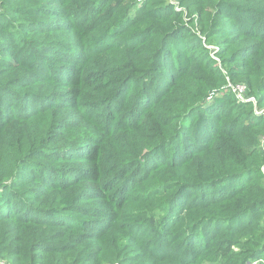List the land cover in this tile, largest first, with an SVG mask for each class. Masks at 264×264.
Here are the masks:
<instances>
[{"label": "trees", "instance_id": "16d2710c", "mask_svg": "<svg viewBox=\"0 0 264 264\" xmlns=\"http://www.w3.org/2000/svg\"><path fill=\"white\" fill-rule=\"evenodd\" d=\"M41 1L77 40L51 45L71 46L53 66L24 30L10 57L0 51V257L194 264L200 246L239 236L229 264L264 255V0H214L212 13L189 0H145L136 13L137 0ZM213 32L240 46L226 57L232 45L218 44L220 65L202 45ZM13 69L23 92L7 84ZM238 81L243 101L227 85Z\"/></svg>", "mask_w": 264, "mask_h": 264}, {"label": "rangeland", "instance_id": "374dc122", "mask_svg": "<svg viewBox=\"0 0 264 264\" xmlns=\"http://www.w3.org/2000/svg\"><path fill=\"white\" fill-rule=\"evenodd\" d=\"M143 1L145 0H137L135 2V6L133 9V13H136L138 9L142 6ZM175 0H167V2L174 3ZM195 1V2H194ZM214 0H189L188 3H190L191 8L196 9L198 8H205V11H210L211 13L214 11L212 8H210V3ZM137 3V4H136ZM61 15H68L67 13H58ZM53 11L50 8V5L48 2H44L41 0H5L3 2H0V32L2 30V27L7 28L8 26L12 29V35L18 33V31H25V35L27 36V39L29 41L30 46H36L39 49L45 46L49 47V50L51 54H46L42 56L43 59H47L46 57H54L53 61H49V63L53 66V64H62L63 62L60 59V55H58V51H62L65 49V47H71V46H56L57 51L51 48V45L53 43H67V42H73L76 41L77 38L75 36V33L66 30V29H57L56 27H52V18ZM57 22V20H56ZM222 25L229 24L227 22H220ZM215 33L210 39H204L202 41V45L206 46L207 49L210 52V55H212L216 60H218V65H220V61L216 56V53L220 51V44H226V45H232L231 48L225 53L226 57H229L231 54L235 53L237 51V48H239V44H233V43H223L222 41H229L231 40V35L220 33V32H213ZM198 35H201L198 33ZM22 34L19 32V34H16L13 38V40L8 41L4 35H0V51L3 53V55H6L10 57V54L13 52L11 50H18V45H13L14 41L19 42V39L21 38ZM46 42V44H43ZM219 44V45H218ZM264 48V45H260L257 47V53L262 51ZM53 49V50H52ZM254 56V55H253ZM15 58V56H12V59ZM259 59L261 65L264 67V56L259 54ZM3 60V59H0ZM56 61V63L54 62ZM228 68H231L232 66H227ZM222 69H225L224 66H221ZM71 72H73L74 66H70L69 68ZM48 72H54L52 69H48ZM78 71V69L76 70ZM0 71V79L3 77V73ZM21 75H23V71L18 69L11 70L8 75L6 76L7 84H12L13 88L14 85H16V89H21V92L24 90L20 88V84H22L24 78H19ZM25 76V75H24ZM5 83V81H1ZM20 83V84H19ZM47 86L48 81H38L36 85L34 86L35 89L40 88V86ZM51 85H55L54 83H51ZM228 86H244L245 87V94L248 90L246 88L247 86L242 82H237V84H234L233 82H229L227 84ZM47 91V90H44ZM48 92V91H47ZM45 98L48 97L44 95ZM247 97V96H246ZM248 98V97H247ZM254 110L256 113H262L264 114V108H258L257 105H254ZM262 135L259 136V142L260 147L264 149V140ZM68 165V163H65ZM67 170H63L62 172L65 174ZM262 172L264 173V167H262ZM264 183V180H263ZM138 224L143 225V222L140 220H137ZM260 225L264 226V213L260 216ZM165 237H168V239L172 238L173 243H177V240L172 236V234H169L168 230H164ZM176 235V233H175ZM237 238V237H236ZM174 239V240H173ZM237 245L233 244L228 247V241H222L218 246H213L211 242L208 243L206 246H200L201 251L196 253V259L197 262L194 264H229L232 262H235L240 257L241 249H245L244 247V239L239 236L237 238ZM235 240V239H233ZM244 240V241H243ZM201 242V240H199ZM232 241V239H231ZM199 242V243H200ZM165 258L159 261H154L151 264H190L189 262L182 263L179 262V259H176L175 257L171 256L170 254H165ZM6 264L8 262L6 261V256H2ZM256 259H264V255L256 258ZM105 264H121L119 262H106Z\"/></svg>", "mask_w": 264, "mask_h": 264}, {"label": "built area", "instance_id": "2783aa9c", "mask_svg": "<svg viewBox=\"0 0 264 264\" xmlns=\"http://www.w3.org/2000/svg\"><path fill=\"white\" fill-rule=\"evenodd\" d=\"M233 92H235L237 98H239L240 100H245L246 98V94H245V87L244 86H235L232 88ZM260 115H262L261 113H259ZM264 140V137H263ZM0 264H6V262L4 261L3 258L0 257ZM245 264H264V259H253L250 261H247Z\"/></svg>", "mask_w": 264, "mask_h": 264}]
</instances>
